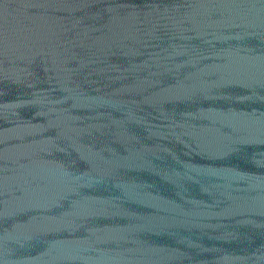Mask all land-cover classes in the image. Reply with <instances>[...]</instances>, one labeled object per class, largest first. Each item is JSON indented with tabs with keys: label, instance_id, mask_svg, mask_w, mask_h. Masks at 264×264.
I'll use <instances>...</instances> for the list:
<instances>
[{
	"label": "water",
	"instance_id": "obj_1",
	"mask_svg": "<svg viewBox=\"0 0 264 264\" xmlns=\"http://www.w3.org/2000/svg\"><path fill=\"white\" fill-rule=\"evenodd\" d=\"M0 264H264V0H0Z\"/></svg>",
	"mask_w": 264,
	"mask_h": 264
}]
</instances>
